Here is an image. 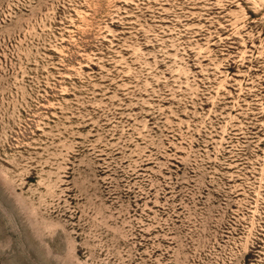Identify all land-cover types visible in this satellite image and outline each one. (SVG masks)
Here are the masks:
<instances>
[{"label":"rangeland","instance_id":"1","mask_svg":"<svg viewBox=\"0 0 264 264\" xmlns=\"http://www.w3.org/2000/svg\"><path fill=\"white\" fill-rule=\"evenodd\" d=\"M0 264H264V0H0Z\"/></svg>","mask_w":264,"mask_h":264}]
</instances>
